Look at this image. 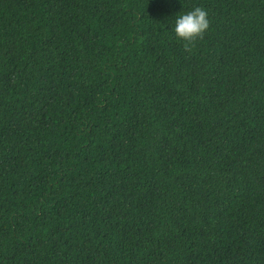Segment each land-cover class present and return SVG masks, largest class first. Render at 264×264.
Masks as SVG:
<instances>
[{
  "label": "trees",
  "instance_id": "trees-1",
  "mask_svg": "<svg viewBox=\"0 0 264 264\" xmlns=\"http://www.w3.org/2000/svg\"><path fill=\"white\" fill-rule=\"evenodd\" d=\"M0 264H264V0H0Z\"/></svg>",
  "mask_w": 264,
  "mask_h": 264
},
{
  "label": "clouds",
  "instance_id": "clouds-1",
  "mask_svg": "<svg viewBox=\"0 0 264 264\" xmlns=\"http://www.w3.org/2000/svg\"><path fill=\"white\" fill-rule=\"evenodd\" d=\"M206 16V11L199 6L177 15L172 24L173 34L182 41L191 42L207 28Z\"/></svg>",
  "mask_w": 264,
  "mask_h": 264
}]
</instances>
